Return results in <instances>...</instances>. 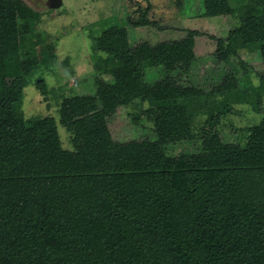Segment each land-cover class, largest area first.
I'll return each mask as SVG.
<instances>
[{
  "label": "trees",
  "instance_id": "1",
  "mask_svg": "<svg viewBox=\"0 0 264 264\" xmlns=\"http://www.w3.org/2000/svg\"><path fill=\"white\" fill-rule=\"evenodd\" d=\"M201 7L204 17L238 20L227 38L210 35L204 74L196 73L202 58H181L170 41L145 42L141 57L129 29L155 24L145 8L95 37L93 104L68 95L57 118L26 117L23 88L43 64L19 37L42 45L40 13L0 0V80L21 82L0 84V264H264V113L247 137L232 140L219 125L226 112H216L228 92L244 88L261 109L264 70L254 83L238 52L258 51L264 61V0ZM36 85L45 95L44 81ZM140 97L147 107L135 122L148 120L154 138H114L109 120ZM179 142L193 147L168 152Z\"/></svg>",
  "mask_w": 264,
  "mask_h": 264
},
{
  "label": "rangeland",
  "instance_id": "2",
  "mask_svg": "<svg viewBox=\"0 0 264 264\" xmlns=\"http://www.w3.org/2000/svg\"><path fill=\"white\" fill-rule=\"evenodd\" d=\"M32 10L40 13L36 29L40 31L44 42L36 47L29 34L19 37L22 51L40 56L43 67L30 78L28 86L23 88V110L25 116L32 114L52 115L57 118L58 104L64 96L78 95L86 104H93L95 95L94 74L91 54L95 50L93 43L101 30L122 21L126 15L133 19L147 8V20L154 25L129 29L130 40L139 47L142 58L147 57L142 44L151 45L162 41L175 44L181 58L191 56L203 59L196 73L204 74L210 66L209 58L215 50V41L210 35L227 38L238 24L230 15L204 17L201 0H62L58 8H48L47 0H23ZM234 4V3H233ZM141 10V11H140ZM24 26V25H23ZM189 31L199 32L193 35ZM239 57L247 62L253 82L257 83L256 73L264 70V61L258 51L239 50ZM116 62V66H122ZM159 76H150V82ZM38 80L45 83V95L36 85ZM19 79L0 80L1 85H19ZM147 107L143 98L131 99L127 106L120 107L109 120V128L116 139L130 140L148 137L152 140L151 124L145 118L136 122L139 113ZM216 112L224 114L220 126L232 140H243L250 134L252 125H256L264 113V96L261 111L256 109V101L249 89L228 92L223 104ZM204 119H196L202 124ZM234 130V132L232 131ZM58 134L62 145L71 148L70 135L64 126L59 125ZM172 147V148H170ZM192 142H179L168 147V152L178 153L192 149ZM157 152L154 143H149L145 154L153 156Z\"/></svg>",
  "mask_w": 264,
  "mask_h": 264
},
{
  "label": "water",
  "instance_id": "3",
  "mask_svg": "<svg viewBox=\"0 0 264 264\" xmlns=\"http://www.w3.org/2000/svg\"><path fill=\"white\" fill-rule=\"evenodd\" d=\"M62 4V0H47L48 8H58Z\"/></svg>",
  "mask_w": 264,
  "mask_h": 264
}]
</instances>
